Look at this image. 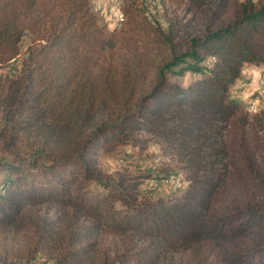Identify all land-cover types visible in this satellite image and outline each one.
Segmentation results:
<instances>
[{
  "label": "trees",
  "instance_id": "16d2710c",
  "mask_svg": "<svg viewBox=\"0 0 264 264\" xmlns=\"http://www.w3.org/2000/svg\"><path fill=\"white\" fill-rule=\"evenodd\" d=\"M169 1L176 27L131 3L108 31L89 0H0V135L31 148L0 180V231L46 264H264V110L230 89L264 63V0ZM142 130L182 170L174 197L98 165Z\"/></svg>",
  "mask_w": 264,
  "mask_h": 264
},
{
  "label": "rangeland",
  "instance_id": "374dc122",
  "mask_svg": "<svg viewBox=\"0 0 264 264\" xmlns=\"http://www.w3.org/2000/svg\"><path fill=\"white\" fill-rule=\"evenodd\" d=\"M235 1L242 0H232ZM93 11L97 14L100 23H103L108 31L118 30L116 25L117 12L124 11V8L131 3L144 9L148 19L159 24L164 30L172 25L176 27V21L181 16L182 10H174V3L169 0H89ZM124 14V13H123ZM180 21H184L181 18ZM199 16L188 22L189 26L184 31H192L201 23ZM175 24V25H174ZM187 35L183 31L177 37L183 39ZM31 36L26 33L21 44V53L17 58L16 65L25 54L26 46L30 43ZM264 71V63H245L239 78L234 80L230 89L238 95L244 105V109L250 115L257 113V109L264 110V96L257 94L258 77ZM172 79L187 81L188 74L181 78L171 76ZM255 93V95H254ZM251 101L257 105L256 110L248 108ZM0 111V127L3 123ZM10 130H5L0 135V180L4 178L5 170L10 164H18L22 160L31 158V148L28 147L24 137L19 140H10ZM98 165L103 173L109 177H116L118 174L135 176L139 185V195L141 198L174 197L185 184V179L180 173H170L169 175H179L182 185L177 187L173 183L164 181V174L170 171H177L176 162L171 159L165 146L145 131L134 132L128 143L118 146L112 151L97 152ZM150 176V177H146ZM165 176V177H167ZM43 212L44 208H36ZM53 211L50 212V215ZM26 232L6 233L0 231V264H46L47 260L42 253L31 250L28 244Z\"/></svg>",
  "mask_w": 264,
  "mask_h": 264
},
{
  "label": "built area",
  "instance_id": "2783aa9c",
  "mask_svg": "<svg viewBox=\"0 0 264 264\" xmlns=\"http://www.w3.org/2000/svg\"><path fill=\"white\" fill-rule=\"evenodd\" d=\"M121 17H122V11H118L117 12V21H116L118 23V26H120ZM262 77H263V75H259V77H258V80H259L258 87H257V94L258 95H261L262 88H264V87H261V79H262ZM248 108L252 109V110H256L257 105H255L254 101H251L249 103V105H248ZM164 181L166 183L170 182V183H173V184L180 183L177 175H171V177H169L168 180H164Z\"/></svg>",
  "mask_w": 264,
  "mask_h": 264
},
{
  "label": "bare ground",
  "instance_id": "6f19581e",
  "mask_svg": "<svg viewBox=\"0 0 264 264\" xmlns=\"http://www.w3.org/2000/svg\"><path fill=\"white\" fill-rule=\"evenodd\" d=\"M121 19H122V17H121ZM116 25L118 26V23H116ZM259 75H263V77L261 79V87H264V71L261 72ZM261 96H264V88H262ZM177 176H178V179H179L180 183H175L174 185H176L177 187H180L182 185V179H181V177L179 175H177ZM169 177H171V175H169L167 177H164L165 178L164 180H168Z\"/></svg>",
  "mask_w": 264,
  "mask_h": 264
}]
</instances>
